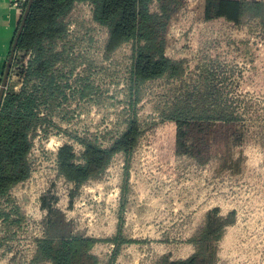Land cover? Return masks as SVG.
<instances>
[{
    "label": "rangeland",
    "instance_id": "obj_1",
    "mask_svg": "<svg viewBox=\"0 0 264 264\" xmlns=\"http://www.w3.org/2000/svg\"><path fill=\"white\" fill-rule=\"evenodd\" d=\"M200 2L185 0L169 28L166 55L183 61V73L142 86L135 106L142 127L137 145L129 155L116 154L99 178L79 188L57 173L59 145L70 143L77 153L80 138L108 146L133 110L126 87L130 45L104 58L106 28L93 20L89 2L74 4L68 24L72 49L59 67L68 99L45 105L50 123L47 134L34 140L31 176L0 201V213L10 214L0 218V264H49L31 263L48 215L44 198L75 231L100 239L92 252L102 261L115 248L107 239L120 232L131 240L121 243L112 264L188 258L195 250L189 238L214 208L219 216L235 214L212 244L215 257L207 264H264V24L253 18L204 21ZM18 70L10 66L6 84L12 90L18 84L16 91ZM211 86L217 96L208 100L224 110L221 115L237 118L240 134L200 162L176 153L161 118L172 102Z\"/></svg>",
    "mask_w": 264,
    "mask_h": 264
},
{
    "label": "trees",
    "instance_id": "obj_2",
    "mask_svg": "<svg viewBox=\"0 0 264 264\" xmlns=\"http://www.w3.org/2000/svg\"><path fill=\"white\" fill-rule=\"evenodd\" d=\"M83 1L92 5L93 20L106 28L101 47L104 58L122 45H130L126 87L133 112L108 146L80 138L82 148L77 153L70 143L59 145L55 155L57 173L75 188L99 178L116 154L129 155L137 145L142 127L135 106L140 101L142 86L151 80L176 78L183 73V61L170 58L166 50L170 25L185 0H33L15 48V53L30 52L26 65L21 64L18 70L21 86L17 91L18 84H13L14 90L7 86L0 104V201L12 187L31 176L29 155L34 139L41 132L46 135L50 123L45 105L55 101L59 106L60 101L68 99L66 87L69 84L61 83L59 67L67 64L72 49L69 13L76 2ZM199 1L198 14L204 21L222 17L238 24L253 18L264 24L263 0ZM64 77L67 76L63 72V81ZM215 94L212 87L205 93L186 96L167 106L168 112L162 114L161 122L166 124L165 137L172 138L176 153L204 162L218 147L238 138L237 118L231 114L221 115L224 110L208 100L210 96H217ZM194 95L200 98L196 100ZM47 200L43 199L48 214L43 221L44 233L35 240L31 263L112 264L121 243L131 241L117 232L106 240L115 247L112 256L102 261L92 252L100 239L75 231L73 223ZM234 214L231 211L219 216L217 208L208 212L203 225L188 240L195 246L194 252L188 258L168 259L163 264H207L208 257H215L212 244L220 239L223 228L233 222ZM1 217L8 219L10 214L0 213ZM13 221L18 224L19 216Z\"/></svg>",
    "mask_w": 264,
    "mask_h": 264
},
{
    "label": "crops",
    "instance_id": "obj_3",
    "mask_svg": "<svg viewBox=\"0 0 264 264\" xmlns=\"http://www.w3.org/2000/svg\"><path fill=\"white\" fill-rule=\"evenodd\" d=\"M27 0H0V88L9 62L23 4Z\"/></svg>",
    "mask_w": 264,
    "mask_h": 264
},
{
    "label": "water",
    "instance_id": "obj_4",
    "mask_svg": "<svg viewBox=\"0 0 264 264\" xmlns=\"http://www.w3.org/2000/svg\"><path fill=\"white\" fill-rule=\"evenodd\" d=\"M33 0H29L27 1V5H26V8L23 12V15H22V20H20V23H19V26H18V29H17V32H16V36L14 38V41H13V44H12V49H11V54H10V58L9 59V62L5 68V71H4V75H3V81H2V84H1V88H0V104H1V100H2V97L4 95V91L6 89V84H7V80H8V76H9V71H10V66H11V61H12V57H13V54H14V51H15V48H16V44H17V39L20 32H21V29L23 27V23H24V20L27 16V13H28V10H29V7H30V4Z\"/></svg>",
    "mask_w": 264,
    "mask_h": 264
},
{
    "label": "built area",
    "instance_id": "obj_5",
    "mask_svg": "<svg viewBox=\"0 0 264 264\" xmlns=\"http://www.w3.org/2000/svg\"><path fill=\"white\" fill-rule=\"evenodd\" d=\"M169 35V34H168ZM27 56L26 59L24 58H21V57H24V56ZM30 55V52H27L26 54L23 53V52H16L14 51V54H13V58H14V64L12 66H15V67H20L21 64L23 65H26V61L28 59ZM16 59V60H15ZM14 68V67H13ZM19 76V74H18ZM20 77V76H19ZM20 81H21V78H20ZM7 88V87H6ZM39 136V135H38ZM37 136V137H38ZM35 140V139H34ZM60 176V175H59ZM63 178V176H61ZM64 179V178H63ZM65 180V179H64Z\"/></svg>",
    "mask_w": 264,
    "mask_h": 264
}]
</instances>
